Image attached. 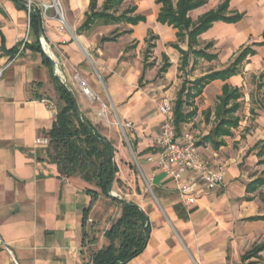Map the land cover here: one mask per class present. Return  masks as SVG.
I'll return each instance as SVG.
<instances>
[{
    "label": "crops",
    "instance_id": "crops-1",
    "mask_svg": "<svg viewBox=\"0 0 264 264\" xmlns=\"http://www.w3.org/2000/svg\"><path fill=\"white\" fill-rule=\"evenodd\" d=\"M205 1V5L189 12L194 23L225 0ZM104 3L105 0L97 1L99 10ZM32 4L42 11L45 43L31 30L25 52L8 66L18 42L26 35L29 15L14 0H0V238L5 244L0 246V264L88 261L82 219L92 202L87 189L94 188L79 177H60L57 166L49 161V146L36 144L37 138L47 137L57 114L55 73L45 61L46 54L66 76L83 116L116 150L117 176L126 188L121 190L114 184L113 192L137 204L148 217L147 246L127 264L260 262L264 252L260 259L243 261L246 253L261 244L254 242L255 224L263 221L249 220L260 214H255L253 193L247 192V185L254 179L250 169L242 165L244 160L251 162L257 157L258 151L253 148L263 139L251 142L248 133L238 134L242 119L233 135L223 138L225 144L218 150L211 145L200 146L202 155L212 166H224L225 182L216 190L201 193L193 205L185 203L171 177L150 161L158 152L155 140L162 133L159 106L166 96L176 94L177 98L182 86L176 92L172 82L177 85L178 76L189 67L181 70L182 54L173 46L178 44L188 51V38L179 41L176 29L158 21L161 5L157 0H128L122 4L119 13L135 7L134 14L145 18L136 25L125 21L114 25L98 23L90 31L79 30L91 0H32ZM45 5L49 6L46 10ZM228 12L242 14L243 18L235 24L215 22L197 38L195 49L211 45L208 52L216 55V59L208 62L191 55L194 63L202 60L219 65L189 81L225 69L243 48L264 42L255 39L264 26V0H231ZM165 33L170 34L169 38H165ZM115 34H121L115 41H102ZM150 45L154 48L147 59ZM253 49L256 55L248 57L238 75L225 82H212L199 97L214 86H219L221 95L226 83L241 89L244 71H248L245 65L264 46ZM154 51L157 63L163 62L159 68L151 60ZM167 62L170 67L160 73ZM76 76L87 83L93 96L82 92ZM191 107V112L198 113L197 108ZM214 109L205 108L201 115L205 118L206 112ZM210 121L209 130L215 124L213 115ZM187 127L185 124L182 133L189 131ZM248 145L251 148L247 149ZM245 150L247 153L243 155ZM255 152V156L251 155ZM103 200L111 203L109 214L98 213ZM120 213L118 204L100 194L90 211L89 222L93 223L97 216L103 217L109 229Z\"/></svg>",
    "mask_w": 264,
    "mask_h": 264
},
{
    "label": "trees",
    "instance_id": "trees-1",
    "mask_svg": "<svg viewBox=\"0 0 264 264\" xmlns=\"http://www.w3.org/2000/svg\"><path fill=\"white\" fill-rule=\"evenodd\" d=\"M14 1L20 8H24L22 3H27V0ZM97 1L91 0L90 9L79 31H90L98 23L114 25L125 21L136 25L145 20L143 16L134 14L135 7L127 8L119 13L122 4L128 0H105L101 10L97 7ZM230 1L225 0L216 10L208 12L194 23L188 14L205 5V0H177L176 3L173 0H157V3L161 5L158 21L176 29L179 41L188 38V51L182 50L178 44H173L182 54L181 70L188 67L191 55L208 62L216 59V55L208 52L211 45L202 50L195 49L198 44L197 38L208 31L215 22L235 24L241 21L242 14L229 15ZM31 9L30 27L38 36L42 23V11L34 4L31 5ZM120 35L115 34L112 37L103 38L102 41H115ZM253 46H264V42L243 48L235 60L225 69L213 71L195 81L187 80L183 83L177 94L173 110L178 133H182L184 125L197 114L195 110L186 113V108L191 107L194 100L201 96L204 89L212 82L217 80L225 82L238 75L241 66L248 57L256 55ZM36 48L41 50L40 45H37ZM152 48L154 45H150L147 49V59ZM16 51L17 49L13 51V55ZM45 61L51 65L48 58L45 57ZM148 66L150 64H146V67ZM169 67L170 64L167 62L160 73H165ZM53 81L58 103L55 122L52 129L47 133V137L50 139L47 149L49 161L57 166L60 177H79L94 188V190L87 189V193L92 196V202L83 212V246L86 247L89 229L93 231V225L87 229L89 215L100 194L110 198L121 209L120 216L104 233L105 244L97 251H90L88 261L85 264H127L140 255L147 246L149 238L148 217L137 204L130 201L126 203L108 195L107 190L112 184H116L121 190L126 188L117 176L119 168L115 154H113V151L116 150L113 144L88 119L84 116L81 119L78 116L74 93L62 83L60 77L55 75ZM242 98L241 89L232 87L227 83L223 85L214 112L208 110L205 114L207 122L213 115L215 124L207 135L197 141L199 147L211 145L213 149L218 150L225 144L223 138L233 135V130L238 129L241 123V118L237 113L242 108ZM253 149L258 151L259 163L264 164V139L259 141ZM261 185H264V180L256 178L247 185V192L255 193ZM249 220L264 221V215L254 216ZM262 252H264V242L255 245L246 253L243 256V261L253 258L260 259Z\"/></svg>",
    "mask_w": 264,
    "mask_h": 264
},
{
    "label": "rangeland",
    "instance_id": "rangeland-1",
    "mask_svg": "<svg viewBox=\"0 0 264 264\" xmlns=\"http://www.w3.org/2000/svg\"><path fill=\"white\" fill-rule=\"evenodd\" d=\"M208 5L211 6L212 1H210ZM164 36L167 39L169 38L170 34L165 33ZM255 39L264 41V26ZM151 60H154L156 63L158 62V57L155 55V51ZM162 64L163 62L161 60L159 64L157 63V68H159V66H162ZM218 65L219 64L217 63L216 65H210L206 61L202 60H197L196 63H194V58L191 57L189 67L184 72H182L181 75L178 76L179 82H177V85H173L172 82V87L174 86L175 89L174 91L177 92L185 80H194L197 77L201 76L203 73L213 70ZM245 67H247L248 71H244L243 74V82L241 87V90L243 92V99L242 108L239 112L242 123L241 127L236 132L238 134L246 132V134L248 133L251 136V142H256L259 139H264V77L262 76V72L264 71V49H260L258 56L251 59L249 63L245 65ZM219 93V86H214L213 88H210L205 95L199 97L193 103V107L198 109V113L196 117L192 118L187 123V130H189L197 140H200L203 136H205L206 133L210 131V124L206 121L205 118H203L201 112L205 111V108L206 110L209 108H215L216 104L218 103ZM175 95L165 97L171 100L173 106L176 101ZM191 110L192 107H187L186 113L191 112ZM114 123L118 126V123L116 121H114ZM248 148L251 147L248 145L247 149ZM238 149L239 147H236V150ZM246 153L247 150L244 151L243 155ZM255 154L256 152L251 155L255 156ZM259 160L260 159L257 157L252 159L251 162L244 160L242 166L245 165L246 169H250L253 179L257 178L264 180V164H260ZM253 196L255 201V214H260L263 216L264 185H261L259 189L255 193H253ZM109 205H111L110 202L103 200V202L98 207V213L104 215V212L108 211L107 213L109 214V212L111 211L109 210ZM90 225H93V231L89 229ZM87 229H89V235L86 243V256L88 259L90 251H97L101 244H105L104 233L106 230H108V228L107 223H105L103 217L98 218L97 216L95 217V220H93V223H88ZM254 242H264V221L263 223L255 224ZM255 264H264V253H262L261 261L256 262Z\"/></svg>",
    "mask_w": 264,
    "mask_h": 264
},
{
    "label": "built area",
    "instance_id": "built-area-1",
    "mask_svg": "<svg viewBox=\"0 0 264 264\" xmlns=\"http://www.w3.org/2000/svg\"><path fill=\"white\" fill-rule=\"evenodd\" d=\"M31 6L32 0H27ZM49 7L44 6V9ZM30 11L27 32L23 40L18 42L16 53L12 56L8 66L12 65L22 56L27 48L30 27ZM82 92L87 96H93V92L78 76ZM174 106L170 99L164 98L159 106V112L163 116L161 126L162 133L155 140L158 152L150 158L155 162L160 171L164 172L174 181L175 186L187 205H193L201 193L211 192L223 186L225 182V168L223 165L212 166L202 155L197 145L195 136L190 132L178 133L173 116ZM37 145L49 146L48 137H39ZM0 246H5L0 238ZM6 250L11 254L8 247Z\"/></svg>",
    "mask_w": 264,
    "mask_h": 264
},
{
    "label": "water",
    "instance_id": "water-1",
    "mask_svg": "<svg viewBox=\"0 0 264 264\" xmlns=\"http://www.w3.org/2000/svg\"><path fill=\"white\" fill-rule=\"evenodd\" d=\"M22 5L24 6V8H25L26 10H29L30 12H32L31 6H30L28 3H22ZM39 38H40V42H41L42 44H44L45 41H44V38H43L42 24L40 25ZM46 56H47V58H48V59L50 60V62H51V68H52V70L54 71L55 75H57V76L60 77L62 83H63L65 86H68L67 78H66V76L63 74V72L61 71L60 66L55 62V60H54L49 54H46ZM74 99H75V97H74ZM76 110H77V114H78V116L82 119V118H83V114H82V112H81V110H80V108H79L77 102H76ZM113 154H115V151H113ZM113 185H114V184H112V185L108 188V190H107L108 195H109L110 197H112V198H116V199H118V200H120V201H124V202H126V203H129L127 200H124L123 198L119 197L118 195H116V194L113 192Z\"/></svg>",
    "mask_w": 264,
    "mask_h": 264
}]
</instances>
